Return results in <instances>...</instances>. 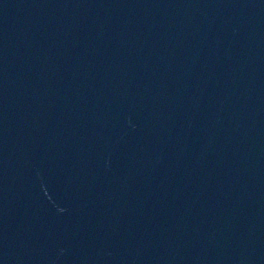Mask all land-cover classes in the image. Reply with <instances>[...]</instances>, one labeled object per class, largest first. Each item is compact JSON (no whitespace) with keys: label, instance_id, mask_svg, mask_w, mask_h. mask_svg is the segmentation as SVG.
<instances>
[{"label":"water","instance_id":"95a60500","mask_svg":"<svg viewBox=\"0 0 264 264\" xmlns=\"http://www.w3.org/2000/svg\"><path fill=\"white\" fill-rule=\"evenodd\" d=\"M0 264H264V0H0Z\"/></svg>","mask_w":264,"mask_h":264}]
</instances>
